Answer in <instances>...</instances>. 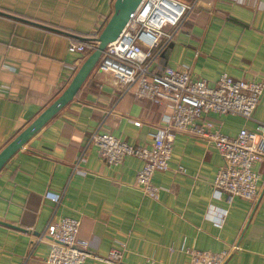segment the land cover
<instances>
[{"label":"crops","instance_id":"obj_1","mask_svg":"<svg viewBox=\"0 0 264 264\" xmlns=\"http://www.w3.org/2000/svg\"><path fill=\"white\" fill-rule=\"evenodd\" d=\"M182 1L193 8L152 72L184 68L209 85L222 73L264 75V0ZM113 2L0 0V149L68 84L89 53L69 52V42L95 45ZM163 111L94 67L74 97L0 168V264H43L48 242L36 239L60 217L82 221L77 238L90 253L83 264H105L97 257L111 248L120 250L122 264H188L185 248L225 250L222 264H264V161L254 164L260 175L254 201L227 202L212 195L218 152L175 133L168 169L152 175L159 187L152 199L135 185L139 158L108 165L88 143L96 131L149 146ZM214 116L228 136L264 124V86L250 119ZM46 192L58 194V203L44 198ZM209 205L226 210L220 226L205 218Z\"/></svg>","mask_w":264,"mask_h":264},{"label":"built area","instance_id":"obj_2","mask_svg":"<svg viewBox=\"0 0 264 264\" xmlns=\"http://www.w3.org/2000/svg\"><path fill=\"white\" fill-rule=\"evenodd\" d=\"M192 8L193 4L182 0H142L118 36L106 44L95 65L98 71L111 73L125 92L163 107L160 126L151 133V144L133 146L109 133L96 131L90 134L88 143L95 147L98 159L108 165H117L126 156L139 158L142 164L135 174V185L143 195L156 199L159 187L152 183V175L168 169L173 135L186 133L206 146H213L221 158L211 183L213 197L223 194L227 202L233 197L254 201L260 178L254 164L264 161V124H257L252 130L241 128L228 136L221 133V121L214 115L250 119L262 93L264 75L243 79L222 73L209 85L204 79L191 78L184 68L164 67L159 72L149 69ZM94 46L71 41L67 50L86 53ZM177 170L182 172L181 167ZM44 198L59 201V195L50 192ZM225 214V209L209 205L205 218L220 226ZM81 224L80 219L71 217L47 223L36 239L48 242L43 264L84 263L90 253L77 238ZM172 249L169 247V251ZM232 249L237 247L233 245ZM184 250L189 255L188 264H222L227 255L225 250ZM97 258L105 264H122L121 252L116 248Z\"/></svg>","mask_w":264,"mask_h":264},{"label":"water","instance_id":"obj_3","mask_svg":"<svg viewBox=\"0 0 264 264\" xmlns=\"http://www.w3.org/2000/svg\"><path fill=\"white\" fill-rule=\"evenodd\" d=\"M142 0H114L113 11L99 34L93 39L94 48L85 56L80 66L63 90L38 115L24 126L0 149V168L48 120L57 114L76 94L81 84L98 62L107 43L113 41ZM50 30L61 32L56 29Z\"/></svg>","mask_w":264,"mask_h":264},{"label":"rangeland","instance_id":"obj_4","mask_svg":"<svg viewBox=\"0 0 264 264\" xmlns=\"http://www.w3.org/2000/svg\"><path fill=\"white\" fill-rule=\"evenodd\" d=\"M167 30V28H165Z\"/></svg>","mask_w":264,"mask_h":264}]
</instances>
